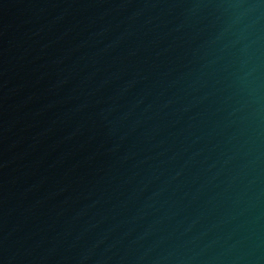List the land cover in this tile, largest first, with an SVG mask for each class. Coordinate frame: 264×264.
Returning a JSON list of instances; mask_svg holds the SVG:
<instances>
[{
	"label": "water",
	"instance_id": "water-1",
	"mask_svg": "<svg viewBox=\"0 0 264 264\" xmlns=\"http://www.w3.org/2000/svg\"><path fill=\"white\" fill-rule=\"evenodd\" d=\"M0 264H264V0H0Z\"/></svg>",
	"mask_w": 264,
	"mask_h": 264
}]
</instances>
